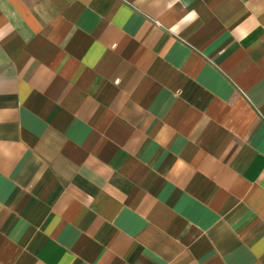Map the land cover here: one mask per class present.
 I'll list each match as a JSON object with an SVG mask.
<instances>
[{
    "label": "crops",
    "instance_id": "crops-1",
    "mask_svg": "<svg viewBox=\"0 0 264 264\" xmlns=\"http://www.w3.org/2000/svg\"><path fill=\"white\" fill-rule=\"evenodd\" d=\"M0 264H264V0H0Z\"/></svg>",
    "mask_w": 264,
    "mask_h": 264
}]
</instances>
